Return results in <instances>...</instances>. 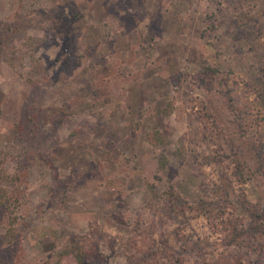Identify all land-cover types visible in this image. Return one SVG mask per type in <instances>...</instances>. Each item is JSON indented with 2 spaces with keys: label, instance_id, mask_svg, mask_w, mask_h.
Listing matches in <instances>:
<instances>
[{
  "label": "rangeland",
  "instance_id": "rangeland-1",
  "mask_svg": "<svg viewBox=\"0 0 264 264\" xmlns=\"http://www.w3.org/2000/svg\"><path fill=\"white\" fill-rule=\"evenodd\" d=\"M0 264H264V0H0Z\"/></svg>",
  "mask_w": 264,
  "mask_h": 264
}]
</instances>
